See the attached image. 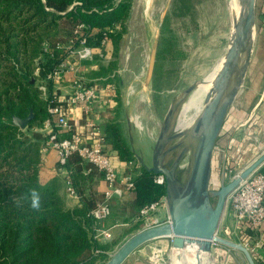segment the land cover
<instances>
[{
    "label": "trees",
    "instance_id": "1",
    "mask_svg": "<svg viewBox=\"0 0 264 264\" xmlns=\"http://www.w3.org/2000/svg\"><path fill=\"white\" fill-rule=\"evenodd\" d=\"M127 12L128 4L122 0H0V264H104L109 255L95 239L102 223H113L117 214L124 215L122 223L133 222L141 208L165 194L154 175L139 166L133 187L124 192L130 197L126 207L112 209L109 203V216L96 222L89 213L102 199L90 190L97 170L76 152L68 155L63 169L80 207L64 209L57 188L41 187L38 181L40 150L47 139L40 129L49 117L47 104L56 94L48 76L61 61H73L68 57L73 47H67L72 29L83 23L89 47L97 48L104 36H110L116 50L120 34L106 31ZM30 113L32 119L23 130L13 124V117ZM103 134L120 160L135 161L117 125H107ZM29 187L42 192L40 211L32 210L25 199ZM248 237L252 246L260 234Z\"/></svg>",
    "mask_w": 264,
    "mask_h": 264
},
{
    "label": "rangeland",
    "instance_id": "2",
    "mask_svg": "<svg viewBox=\"0 0 264 264\" xmlns=\"http://www.w3.org/2000/svg\"><path fill=\"white\" fill-rule=\"evenodd\" d=\"M122 1L128 4L125 19L106 31L108 35L120 34L116 50L112 37L108 36L111 42L109 62L103 67L99 66L98 73L121 76L128 71L124 65H128L132 57L144 62L145 76L140 81L147 82L142 94L145 101L139 103V98L135 99L138 103H135L134 109L137 108V111L132 116L138 117L142 127L138 131L144 132L139 111L146 114L149 122L157 121L160 128L170 104L183 90L204 78L224 54L229 40L231 18L225 0H150L147 7L144 6V0ZM76 26L71 31V43L67 47H73L77 42L74 34ZM84 26L83 33H86L87 26ZM120 48L124 50L121 59ZM100 55L98 53L93 56V59L99 60L98 65L102 64L100 61L103 57ZM118 63L122 66H118ZM245 76L227 112L212 154L209 182L211 190L219 189L222 172L224 182L227 183L264 152V101L257 104L260 95L264 97V0L255 1L253 49ZM131 107L132 105L130 109ZM180 109L181 106L177 115ZM223 152L226 154L224 158ZM176 153L177 150L171 155ZM190 161L191 152L188 149L179 164V177L182 181L187 175ZM215 200L213 198L212 203ZM227 210L226 203L217 236L235 242L237 239L231 233L234 223L229 220ZM116 213L119 212L115 211ZM166 215L162 210L153 215L152 220H134L129 223V227L121 226V240L117 239L119 242L113 251L110 250L109 257L130 236L146 229L148 225L161 223ZM226 227L229 228L228 232ZM138 248L159 251L162 258L160 264H172L173 248L169 238L149 241ZM239 254L241 259L238 264H247L243 254ZM189 263V259L182 262Z\"/></svg>",
    "mask_w": 264,
    "mask_h": 264
},
{
    "label": "water",
    "instance_id": "3",
    "mask_svg": "<svg viewBox=\"0 0 264 264\" xmlns=\"http://www.w3.org/2000/svg\"><path fill=\"white\" fill-rule=\"evenodd\" d=\"M255 1L238 0L239 12L232 19L228 45L222 63L204 98V106L186 131L175 130L177 112L196 84L183 90L170 104L161 122L151 151L150 164L137 156L138 163L154 176L165 180V201L169 222L140 230L130 236L104 264H122L139 246L159 238H169L172 248L194 246L196 264H204V257L213 244H220L241 252L247 264H255L249 251L239 243L217 236L228 195L241 180L264 165V152L242 169L229 182L222 172L218 190H211V160L216 140L227 112L245 77L253 49ZM32 119L13 117V124L23 130ZM190 149L191 161L187 175L179 177V164ZM175 150L177 153L170 156ZM170 157V158H169ZM215 198V203L212 199Z\"/></svg>",
    "mask_w": 264,
    "mask_h": 264
},
{
    "label": "crops",
    "instance_id": "4",
    "mask_svg": "<svg viewBox=\"0 0 264 264\" xmlns=\"http://www.w3.org/2000/svg\"><path fill=\"white\" fill-rule=\"evenodd\" d=\"M109 50H111L110 39L105 43L103 49H99L98 47L94 48V54L100 53V56L103 57L102 61H100L102 64L100 65L97 64L99 60L93 59V57L91 60L80 62H73V59V63L71 64L75 65V68L73 69L74 71L64 72L58 80L52 79V90L56 91V95L61 100L64 99L72 91V81L75 76H80L83 78L85 83L95 85L99 88L98 98L94 102L92 114L90 116H85L79 107L69 108V122L73 126V131L79 134L85 133L86 129L84 124L86 121H90L100 130V132H102V134L104 133L107 125H117L121 133V137L125 145L131 149L135 161L129 163L120 160L117 156V152L111 148L106 140L104 141L105 149L111 157L112 164L118 176L126 174L135 176L139 173V166H141L137 161V156H140L145 164H150L151 151L157 138L159 127L157 121H154L153 123L149 122L146 114L143 111H139L140 109H138V111L141 112L140 116L143 120L144 132L135 130L131 121L133 114L137 111V108L134 109V107H136L135 103H138L135 102V99L139 98V103H143L145 101V97L142 94L146 89L147 82L145 83V81H140V79L145 76L144 62L141 59L132 57L130 63L128 65H124L128 70L125 74H122L121 76H115L113 74H99L98 67H101L109 62ZM122 51L124 50L120 48V59ZM118 66L121 67L122 65H119L118 63ZM262 101H264V97H262L261 94L257 104ZM131 105L132 107L130 109ZM52 129L54 128L49 127L45 129L44 126H42L40 130L48 134ZM216 146L217 140L215 143V147ZM40 153L41 162L37 168V176L40 186L46 187L49 185H55L57 188V194L62 199L64 209L72 210L80 207L81 201L78 196L77 198H71L66 194L64 180L67 172L65 169L58 166L55 152L49 148H42ZM259 169L261 172H264V165H262ZM88 172L89 170L85 169L83 174H87ZM99 175L100 174L97 171L92 176L93 178L90 181V190L93 194L102 195L103 199V192L106 189V185L102 180V177ZM129 199V195L127 193H123L120 197H114L109 203L112 209L115 206L120 209L126 207ZM160 211L162 210H159V212ZM227 212L230 220L229 211L227 210ZM114 217L116 219L113 223H109L108 225L105 221V223H102V228L109 230L111 237L109 239H96V243L99 246L106 248L109 255L110 252L117 246L119 242L118 240L122 236L121 231L123 229L120 227H129V223L121 222L124 215L122 217L117 214V216ZM104 224L106 227H104ZM226 230L228 232L229 228L226 227ZM239 253L241 252L220 244H213L210 252L204 257V264H238L239 259H241ZM147 256V248H137L123 261L122 264H152L148 261ZM251 256L252 258L254 256L255 260L253 261L255 264H264V246L257 244Z\"/></svg>",
    "mask_w": 264,
    "mask_h": 264
},
{
    "label": "built area",
    "instance_id": "5",
    "mask_svg": "<svg viewBox=\"0 0 264 264\" xmlns=\"http://www.w3.org/2000/svg\"><path fill=\"white\" fill-rule=\"evenodd\" d=\"M84 29V24H79L74 30L77 42L68 55V57L74 59L73 62L91 60L93 57L94 48L87 45V34L83 33ZM108 40V36H104L98 48L103 49ZM73 62H68L67 59L61 61L57 69L48 78L58 80L64 72L74 71L75 65L71 64ZM40 89L43 92L45 91L44 86H41ZM98 94L99 88L97 86L87 84L83 78L75 76L72 81V91L67 97L61 100L56 94H52L46 108L49 117L44 121L43 126L45 129L54 128L47 134L44 148H49L55 152L57 164L60 168H63L68 155L76 152L84 163L92 165L101 174L106 189L103 192V199L96 203L89 215L96 222H103L110 214V200L114 197L122 196L125 191H129L133 187V182L132 176L129 174L117 175L111 157L105 149L104 135L98 128L90 121H86L84 124L85 133L79 134L73 131V126L69 122V108L79 107L85 116H90ZM137 119L138 117L134 116L131 120L132 124L136 130H141L142 127ZM225 156L226 154L223 152L222 157L224 158ZM64 181L66 194L71 198H77L68 174H66ZM154 182L159 186L164 187L165 185L162 175L154 176ZM226 203L229 217L231 222L234 223L231 233L237 239L235 242L244 246L252 255L257 244L264 246V173L256 170L246 179L241 180L237 187L228 195ZM159 210H163L167 214L165 194L157 202L141 208L139 210V218L135 222L152 220L153 215L158 213ZM168 222L167 214L165 220L161 223L148 225L146 228ZM255 234H260V239L250 246L248 243V238L250 237L248 235ZM110 237L109 230L103 228L98 229L95 235L97 240L109 239ZM147 259L152 264H160L162 261L160 252L154 250H148Z\"/></svg>",
    "mask_w": 264,
    "mask_h": 264
},
{
    "label": "bare ground",
    "instance_id": "6",
    "mask_svg": "<svg viewBox=\"0 0 264 264\" xmlns=\"http://www.w3.org/2000/svg\"><path fill=\"white\" fill-rule=\"evenodd\" d=\"M225 1L228 9V14L231 18L230 31H229V35H230L232 19L236 18L239 12V2L238 0H225ZM149 2L150 0H144V6L147 7ZM146 16L148 15L146 14ZM223 55L216 63V65L213 68H211L212 70L204 78H202L200 81L196 83L193 90L188 94L186 99L183 101L181 105V109L176 118L175 130L177 132L188 130L190 126L193 124V122L196 120L198 115L200 114L204 106L205 95L209 91L212 84V80L221 66ZM194 251H195L194 246H189L184 249L173 248V254L171 256L172 264H182V262L186 259L190 260L189 264H196L194 258Z\"/></svg>",
    "mask_w": 264,
    "mask_h": 264
},
{
    "label": "clouds",
    "instance_id": "7",
    "mask_svg": "<svg viewBox=\"0 0 264 264\" xmlns=\"http://www.w3.org/2000/svg\"><path fill=\"white\" fill-rule=\"evenodd\" d=\"M25 199L34 211H40L42 207V192L38 187H29Z\"/></svg>",
    "mask_w": 264,
    "mask_h": 264
},
{
    "label": "flooded vegetation",
    "instance_id": "8",
    "mask_svg": "<svg viewBox=\"0 0 264 264\" xmlns=\"http://www.w3.org/2000/svg\"><path fill=\"white\" fill-rule=\"evenodd\" d=\"M170 156H172V155H170ZM170 158V157H169Z\"/></svg>",
    "mask_w": 264,
    "mask_h": 264
}]
</instances>
